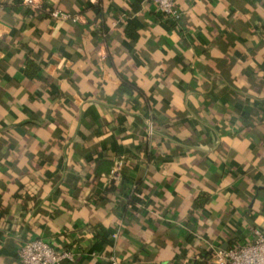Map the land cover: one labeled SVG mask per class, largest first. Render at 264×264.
Returning <instances> with one entry per match:
<instances>
[{
	"label": "crops",
	"instance_id": "1",
	"mask_svg": "<svg viewBox=\"0 0 264 264\" xmlns=\"http://www.w3.org/2000/svg\"><path fill=\"white\" fill-rule=\"evenodd\" d=\"M26 1L0 0V264H211L264 230V0Z\"/></svg>",
	"mask_w": 264,
	"mask_h": 264
},
{
	"label": "built area",
	"instance_id": "2",
	"mask_svg": "<svg viewBox=\"0 0 264 264\" xmlns=\"http://www.w3.org/2000/svg\"><path fill=\"white\" fill-rule=\"evenodd\" d=\"M159 12L169 21L178 24L182 13L176 5V0H152ZM26 4L33 10H38L41 3L27 0ZM3 6L0 4V11ZM58 21L77 23L78 17L55 10L51 14ZM124 163L118 161L111 171L110 178L118 181L122 177ZM19 260L22 264H71L75 261V254L66 249H57L52 244L35 239L23 244L19 251ZM211 264H264V230L255 229L252 241L245 244H235L229 249H216L210 255ZM113 264H117L113 259Z\"/></svg>",
	"mask_w": 264,
	"mask_h": 264
},
{
	"label": "trees",
	"instance_id": "3",
	"mask_svg": "<svg viewBox=\"0 0 264 264\" xmlns=\"http://www.w3.org/2000/svg\"><path fill=\"white\" fill-rule=\"evenodd\" d=\"M194 264H205V262L196 261Z\"/></svg>",
	"mask_w": 264,
	"mask_h": 264
}]
</instances>
